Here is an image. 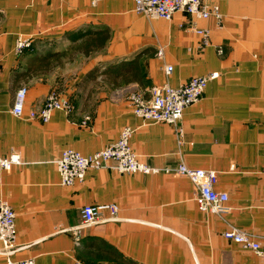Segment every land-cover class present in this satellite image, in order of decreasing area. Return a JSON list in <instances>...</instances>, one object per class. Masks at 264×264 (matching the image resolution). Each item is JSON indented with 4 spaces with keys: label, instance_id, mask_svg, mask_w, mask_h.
<instances>
[{
    "label": "crops",
    "instance_id": "crops-1",
    "mask_svg": "<svg viewBox=\"0 0 264 264\" xmlns=\"http://www.w3.org/2000/svg\"><path fill=\"white\" fill-rule=\"evenodd\" d=\"M222 17L197 21L209 42L189 26L193 18L175 13L169 22L134 11L133 0H0V158L13 152L20 163L0 167V198L15 211L17 243L12 257L34 264H117L108 248L136 264H258L248 249L222 237L226 222L264 234V0H218ZM107 28L104 47L85 56H63L64 32ZM33 36L22 55L17 35ZM164 48L157 56L158 47ZM224 48L223 54L217 49ZM49 56L44 59V56ZM43 60V62L40 61ZM123 61L140 73L87 74L96 66ZM172 65L166 76L164 68ZM132 71V69H131ZM210 72L201 100L184 110L179 144L173 127L145 123L130 108L127 94L155 84L179 86ZM26 84V109H39L54 91L73 106L54 111L48 122L11 113L13 95ZM133 129L130 145L151 167L213 169L215 189L229 195L220 218L200 211L188 178L118 174L91 168L82 182L63 186L53 161L66 148L83 155ZM116 203L120 220L80 226L84 205ZM79 226L80 242L74 243ZM0 255V264L4 262Z\"/></svg>",
    "mask_w": 264,
    "mask_h": 264
},
{
    "label": "built area",
    "instance_id": "built-area-1",
    "mask_svg": "<svg viewBox=\"0 0 264 264\" xmlns=\"http://www.w3.org/2000/svg\"><path fill=\"white\" fill-rule=\"evenodd\" d=\"M218 0H133L134 11L147 18L163 19L167 22L172 20L175 13H186L193 18L189 28L200 38L201 45L209 42L210 31L207 28L197 26V21L215 16L220 23L222 14L217 5ZM96 3V0H92ZM33 36L17 35L13 51L16 55L31 48ZM218 54H223L224 48L219 46ZM164 48L158 47L157 56H163ZM172 65L164 68L166 76L171 74ZM218 73L210 72L203 75L191 76L182 85L170 86L168 83L155 84L148 89L146 95L142 90L131 91L127 94L132 113L140 117L145 123L164 122L173 127L177 142L180 144L183 139L184 129L181 120L184 110L188 106L195 104L203 97L204 91L210 81L218 77ZM28 87L21 85L13 95L11 113L15 117H27L48 122L54 111L62 110L69 114L72 109L71 101L59 92H50L39 109H26V95ZM116 141L107 144L106 147L83 155L75 149L66 148L53 163L56 166L59 181L63 186H73L76 181L82 182L85 174L91 168H110L118 174H157L162 171L166 174H175L188 178L194 190V199L197 207L204 213H214L220 218L223 213L228 212L227 201L229 195L223 191L215 189L217 173L213 169H200L188 167L180 161L173 168H155L139 160L138 155L130 145V138L133 129L127 125L119 130ZM20 163V155L13 152L7 158H0V167L9 170L12 164ZM264 173V169H263ZM102 211L109 213L106 221L120 220L118 217V205L116 203L84 205L81 210L80 226H91L94 223L104 221L101 216ZM15 211L6 199L0 198V255L4 257L2 264H34V258L14 259L12 256L24 248L16 241L17 232L15 229ZM226 222V228L222 232V237L228 239L242 248L250 250L258 259V264H264V234L258 232H248L239 229L230 222ZM74 243L80 242L79 226L76 227ZM73 264H82L79 260Z\"/></svg>",
    "mask_w": 264,
    "mask_h": 264
},
{
    "label": "trees",
    "instance_id": "trees-1",
    "mask_svg": "<svg viewBox=\"0 0 264 264\" xmlns=\"http://www.w3.org/2000/svg\"><path fill=\"white\" fill-rule=\"evenodd\" d=\"M65 37L69 40L70 45L62 52V55H65L67 53L77 54L82 53L85 56H88L89 53H92L94 51H98L99 49H102L106 43V41L109 38V33L107 28H98V27H88L84 29H77V30H71L64 32ZM49 56H44V61ZM71 57V56H70ZM43 60L40 59L41 62ZM132 69V71H131ZM132 72L133 74L140 73L141 75V67L138 65L137 68H135V65L133 64V67L127 66L123 61L118 64H109L105 66V68L102 69V67L96 66L93 67L87 76L92 75L95 76L97 74H121V72ZM109 254L112 255V260L116 262L117 264H136L135 262L131 260H125L120 254H118L116 251H113L111 248H108Z\"/></svg>",
    "mask_w": 264,
    "mask_h": 264
},
{
    "label": "rangeland",
    "instance_id": "rangeland-1",
    "mask_svg": "<svg viewBox=\"0 0 264 264\" xmlns=\"http://www.w3.org/2000/svg\"><path fill=\"white\" fill-rule=\"evenodd\" d=\"M32 44H33V43H32ZM63 56H65V57L67 56V57H68V56H70V53H67V54H65V55H63Z\"/></svg>",
    "mask_w": 264,
    "mask_h": 264
}]
</instances>
